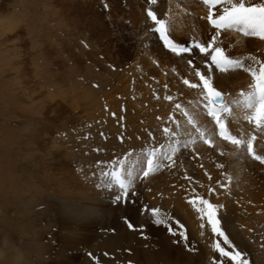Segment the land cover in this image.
<instances>
[{"label":"rangeland","instance_id":"374dc122","mask_svg":"<svg viewBox=\"0 0 264 264\" xmlns=\"http://www.w3.org/2000/svg\"><path fill=\"white\" fill-rule=\"evenodd\" d=\"M138 1L145 17L136 20L128 0H0V264H170L158 242L166 235L193 256L190 264H236L220 256L218 243L233 254L240 251L247 264H264V163L247 150L250 143L253 153L264 157V121L259 128L251 125L256 133L250 135L246 118L257 113L247 108L244 93L252 92L254 84L247 69L258 71L264 63V38L245 35L236 27L217 29L208 15L211 12L215 20L222 14L224 0H157L154 5L151 0ZM250 3L264 0H248L246 6ZM149 10L165 21L171 43L180 45L174 37L187 45L199 40L206 48L212 46L208 53L220 47L222 58L241 61L243 67L209 69L210 55L199 47L191 48L195 54L184 64L163 40L162 50L171 51L170 56L151 52L152 40L160 34L154 32ZM152 32L154 36L147 37ZM93 35V45L103 50L98 56L101 67L134 74H128L133 78L130 89L122 95L115 116L116 124L135 115L133 121L142 127L145 139L140 136L132 148L126 129L117 125L96 130L99 125L86 121L83 108L78 113L71 108L52 111L60 104L71 105L70 96L51 88L50 80H41L51 78L50 45L69 42L80 54V48L92 47L85 38ZM43 36L50 42H43ZM138 45L143 49L139 57L134 54ZM147 54L150 71L141 61ZM103 68L96 71L104 73ZM197 71L210 76V87L222 93L225 113L231 124L240 125L244 133L237 135L244 143L224 137L226 132L235 137L234 131L220 118L224 112L217 118L209 114L213 101ZM235 74L247 78L238 90L232 88ZM111 85L105 93L114 92L116 81ZM104 92L97 95L108 112L110 95L106 98ZM150 101L152 115L143 118L137 108L145 109ZM236 111L243 114L235 118ZM145 119L151 120L150 126L143 125ZM117 178L125 183L124 189ZM64 198L70 205L92 201L93 206L91 211L76 209L81 216L63 207ZM202 200L215 206L219 228L230 243L212 231ZM113 235L122 240L108 243ZM144 254L149 262L142 260Z\"/></svg>","mask_w":264,"mask_h":264},{"label":"bare ground","instance_id":"6f19581e","mask_svg":"<svg viewBox=\"0 0 264 264\" xmlns=\"http://www.w3.org/2000/svg\"><path fill=\"white\" fill-rule=\"evenodd\" d=\"M127 7L129 8V11H130V14H131V17L132 18H135L136 20L139 18V16H144L145 13L143 11H141V7H140V2L138 0H128V3H127ZM86 8V7H85ZM115 12V11H114ZM116 15V14H115ZM145 17V16H144ZM143 17V18H144ZM147 18V17H146ZM145 18V19H146ZM142 19V18H141ZM57 20V19H56ZM133 20V19H132ZM32 21V20H31ZM54 21V20H53ZM146 21V20H144ZM149 21V20H148ZM146 21V22H148ZM145 22V23H146ZM134 23V22H133ZM137 23V21L135 22V24ZM139 23V21H138ZM144 24V23H143ZM65 25V24H64ZM140 27L139 24H137ZM136 25V26H137ZM47 26V25H46ZM154 26V25H153ZM143 27V26H142ZM60 29V28H59ZM145 30V29H143ZM58 31V30H57ZM174 33V32H173ZM41 34V33H40ZM57 32L54 34V36H57L56 35ZM59 34V33H58ZM155 33H148L147 37H153ZM171 34V33H170ZM46 36V35H45ZM43 36V42H50V37H45ZM106 36V35H105ZM173 36V35H171ZM177 36V35H176ZM61 37V36H60ZM79 37V36H78ZM96 37V36H95ZM94 35L93 36H90L89 38H85V41H86V44H89L92 45V47L88 50V49H85L84 48H80L81 51H80V54H77L76 52H73L74 49H72L69 45V42L66 43L64 42L62 44V42H59L61 43L62 45H60L58 42V44H55L52 46L50 45L51 47V50L53 51V54L54 56L51 57L50 60L51 61V64L52 66H49L51 69H50V77L49 79H47V77H44V79H41L42 81H49V84H50V87L53 88L54 90L58 91L60 88L62 89V93H64V97L65 95H69L70 96V102H71V105L67 106L66 108V105H63V104H60L58 106V109H55V107H52V111L55 112V110H58V111H68L70 110L71 108V112L74 110L76 113L77 110L79 111L81 108H83V112L86 114L85 116L89 119L86 118V121H93V124H98L99 127L96 128V130H98L99 128H102L104 130L106 129H110V130H113L114 126H120L121 128H124L126 129V131L128 132L127 134V139L129 141V148H132L133 146H136L138 144V142L140 141L139 138L140 136L142 138H144V134L141 133V130H142V127L138 126L139 125V122H135L133 121L135 115H131L129 117L128 120H121L119 121L118 123L115 124V116L116 115H119V102L122 98V95L124 93L127 94V90L130 89L128 88L129 87V82L132 81V77L129 76V75H132L131 73H127L128 70L124 69L121 71V73H117L115 74V72L111 71V70H107L106 68H103V67H106V65H104L103 67H101V64L99 63L98 61V56L99 54H101V52L103 53V50L100 52L97 51L98 47L97 46H94L93 44L95 43L96 39H95ZM53 38V36L51 37V39ZM156 39L152 40V43H154L151 47V52L154 51H161L162 54L165 56V58L167 59L168 56H170L171 54V51L169 52L168 50H162V47H163V43L161 42V39H159V36L156 34V37H154ZM62 39V38H61ZM66 39V38H65ZM158 39V40H157ZM178 37H174V41L179 43L180 45L183 44L184 42L182 41H177ZM40 40V39H39ZM53 40V39H52ZM60 40V39H59ZM58 40V41H59ZM151 41V40H150ZM160 41V43L158 42ZM71 43V42H70ZM176 43V44H177ZM36 44V43H35ZM44 44V43H43ZM38 45V43H37ZM36 45V47H37ZM77 47V46H76ZM102 47V46H101ZM100 47V48H101ZM102 49V48H101ZM109 49V48H107ZM240 49V48H239ZM45 50V49H44ZM123 52H128L129 50L126 49V50H123ZM140 51H143L142 47L138 45V48H136L134 50V54H138L137 57H139V53ZM150 51V50H149ZM196 51L195 49H191V51L189 53H180V52H175L174 55L176 54L177 59L180 60V62L186 64L187 61H189V59L191 58V56H194L192 55V52ZM48 52V51H47ZM64 52V53H63ZM111 52V51H110ZM145 52V51H144ZM148 53V51H146ZM96 53V55H95ZM241 53V52H240ZM47 54V53H46ZM105 54V53H104ZM146 54V53H145ZM195 54V52H194ZM42 55V53H41ZM67 56L68 59H64L65 57L63 56ZM105 56V55H104ZM129 56V54H128ZM150 54L147 56L144 55V57L142 56V58L144 60H141L140 58H138L139 60L142 61V63L145 64L147 70L150 71V67L152 66V63L150 62L151 58H150ZM201 53H197V57L196 59H200L201 57ZM44 57V56H42ZM106 57V56H105ZM111 57V56H110ZM133 57V56H132ZM115 58V57H114ZM150 58V59H149ZM43 59V58H42ZM105 59V58H104ZM117 60V58H115ZM45 60V59H44ZM100 61H102L101 59H99ZM109 60V59H108ZM111 60V59H110ZM109 60V61H110ZM43 61V60H42ZM89 61V62H88ZM119 61V59H118ZM117 61V62H118ZM129 61V60H128ZM154 61V60H153ZM44 62V61H43ZM46 62V61H45ZM104 62V60H103ZM122 62V61H121ZM120 62V63H121ZM90 63V64H89ZM102 63V62H101ZM104 63H107V60L106 62ZM123 63V62H122ZM111 65L113 64L112 62L110 63ZM47 65V64H46ZM115 64H113L114 66ZM121 65V64H119ZM124 65V64H123ZM55 66V67H54ZM98 66V67H96ZM117 66V65H116ZM122 66V65H121ZM126 66V64H125ZM118 67V66H117ZM123 67V66H122ZM127 67V66H126ZM143 67V66H142ZM96 68H99L102 70H104V73H99L98 70L96 71ZM120 68V67H118ZM128 68V67H127ZM131 68V67H129ZM128 68V69H129ZM144 68V67H143ZM145 68V69H146ZM49 69V68H48ZM134 69V68H132ZM58 70V71H57ZM131 70V69H130ZM48 72V71H47ZM146 73V72H145ZM129 74V75H128ZM107 75V76H106ZM134 75V74H133ZM107 77V78H106ZM110 78V79H109ZM244 78V77H243ZM116 79V80H115ZM245 79H247L246 77L244 79H242L241 75H234L233 77V83H232V88L233 89H237L239 86H242L244 87L245 83H247V80L245 81ZM109 80V81H108ZM94 81L95 82V85L97 86V89L96 88H93L94 86ZM112 81H116L117 85H116V88L115 90H112L113 93H105L104 90L107 88V86L109 85L108 82H110L112 84ZM40 82V81H39ZM251 82V81H250ZM254 82V81H253ZM93 84V86H92ZM110 84V85H111ZM43 85V84H42ZM109 85V86H110ZM251 85V84H250ZM46 86V85H45ZM108 86V87H109ZM112 86V85H111ZM43 87V86H42ZM115 87V86H114ZM113 87V89H114ZM249 87V86H247ZM251 87V86H250ZM110 88V87H109ZM47 89V88H46ZM53 90V91H54ZM238 90V89H237ZM52 91V92H53ZM108 91V90H107ZM248 91H250L248 89ZM103 92L105 93V97L108 98V95H110V103L109 105L110 106V111L106 112L104 109H103V103L101 102V99L98 97L97 94H100ZM61 93V94H62ZM129 93V92H128ZM233 93V91H232ZM244 93H249L247 91H245ZM50 94H51V91H50ZM245 94V95H246ZM137 95V94H136ZM52 96V95H51ZM98 97V98H97ZM118 97V99H117ZM147 97V96H146ZM61 98V97H60ZM97 98V101H95V99ZM104 98V97H103ZM104 98V99H106ZM113 98L117 101H113ZM120 98V99H119ZM151 98V96H150ZM84 99V101H83ZM149 99V98H148ZM76 100V101H75ZM246 101V100H245ZM109 103V102H108ZM42 104V103H41ZM151 104L152 102L150 101V106H146V108H140L137 110L138 111H141L142 112V116L143 118L144 117H150L152 115L151 113ZM36 105V104H35ZM49 105V104H48ZM246 105V104H245ZM50 106V105H49ZM108 106V105H107ZM226 104L225 102L223 103H217V101L213 102V105H212V109H215L217 107L219 108H222L224 107L225 108ZM41 107V106H40ZM143 107V106H142ZM241 108V107H240ZM211 109V110H212ZM44 110V109H43ZM240 111H242V109H239ZM81 111V110H80ZM79 111V112H80ZM238 111V110H237ZM236 111V112H237ZM36 113V112H35ZM40 113V112H39ZM109 114V115H108ZM240 114H243L242 112H237L236 113V116L235 118L240 115ZM253 114V113H252ZM43 115V114H42ZM258 115V114H257ZM262 115V114H261ZM213 117V116H212ZM217 118V117H216ZM215 118V119H216ZM220 118H223V120H227V124H229L230 128L232 129V132L234 131V134L235 136L238 134L239 136H243V133L241 132V129H240V125L239 124H231L230 123V120L228 115L224 112V114L220 117ZM233 118V117H232ZM243 119V118H242ZM153 120V119H152ZM145 122H143V125L148 127L150 126L151 124V120L149 119H145L144 120ZM229 121V122H228ZM234 121V120H233ZM225 122V123H226ZM227 126V125H226ZM247 126V125H246ZM251 125H249L246 129L248 131H251L250 135L253 134V133H256L253 130V128L251 129ZM119 128V127H118ZM100 130V129H99ZM256 130V129H255ZM261 131V130H260ZM141 133V134H140ZM237 135V136H238ZM249 135V136H250ZM248 136V135H247ZM248 136V137H249ZM257 136V135H256ZM260 137V136H259ZM245 138V137H244ZM254 138V137H253ZM141 139V138H140ZM145 139V138H144ZM66 198L63 199L64 201V205L63 207H65L66 209H75V212L78 213V211L76 209H78L79 207H82V212L85 210L84 208H87L86 211H91L92 209V201L87 203V205H81V204H74V205H70L68 202H66ZM67 205V206H66ZM61 206V207H62ZM78 215H83L81 213H78ZM242 233V232H241ZM237 235L242 239V235L238 234ZM90 238V237H89ZM121 236L119 235H113L111 238H110V241L108 243H111V242H114V243H119L122 239H120ZM123 238V237H122ZM240 239V240H241ZM172 238L169 236V235H166V236H159L158 237V242L160 243V246L163 247V251L162 253H165L164 255H166L165 259H167L166 261L168 263H172L173 264H190L193 260V256L192 258L190 257V255L186 254L185 252L183 253V250L182 248L178 247L179 244H174L172 242ZM177 242V241H176ZM181 244V243H180ZM178 245V246H176ZM123 246V245H122ZM181 247L183 246L182 244L180 245ZM111 249L115 250L116 249V246H113V247H110ZM109 248V249H110ZM139 249L137 250H134L133 252L135 253V256L137 257V259L140 257L139 255ZM185 251V249H184ZM142 255V254H141ZM143 261H147L149 262L150 257H148L146 254L143 255Z\"/></svg>","mask_w":264,"mask_h":264},{"label":"snow or ice","instance_id":"6c2138e0","mask_svg":"<svg viewBox=\"0 0 264 264\" xmlns=\"http://www.w3.org/2000/svg\"><path fill=\"white\" fill-rule=\"evenodd\" d=\"M204 2L206 4H219L222 2V0H204ZM224 2L227 6L223 8L222 14H218L215 20L212 19L211 12H209L208 15V19L217 29H228L236 27L239 30L243 31L245 35H259L261 36V38H264V3H250L248 4V6H246L248 0H236V2H233V0H224ZM156 3L157 0H151V4L154 5ZM148 16L151 18L152 21L155 22L156 27L154 28V32L160 34L159 38L164 41L166 46L170 45L171 41L166 35L167 29L165 27V21L163 19H158L157 13L152 10L148 11ZM178 46L179 45L173 46L171 50L175 52L176 47ZM210 47L212 46L208 45L207 48L202 45L199 46L200 52L205 53L206 55H210L211 63L208 64L209 69H211L212 65H215L219 71L227 72L229 71V66L235 68L243 67V63L241 61H233L222 58V50L220 47L214 48L213 53H208V48ZM180 50L181 52L190 51L187 47H181ZM189 63H191V61H189ZM247 70L251 73L252 77L254 78V84L252 85L253 91L249 92L245 96L247 107L255 108L257 114L264 113V63L260 64L258 71L251 68ZM196 75L199 76L200 80L203 82V87L205 89H208L209 97H221V93L219 91H215L213 88L210 87V76L201 73L200 71H197ZM185 83H188V81H185ZM192 87H197V85H192ZM213 102L215 101L213 100ZM210 114L215 116V110H210ZM254 119L256 120V123L259 126L264 117L256 115ZM216 122L219 124V119H217ZM221 129V134H223V125H221ZM232 142L235 144L244 143L242 141L236 140L235 138H233ZM247 150L249 153L253 154L254 159L259 160L261 163H264V157L255 155V153H253L250 143H248ZM148 165L149 170H152V168L154 167L152 159L148 160ZM144 175L147 176L148 172H145ZM117 179L120 188L124 189L125 183L122 180H119V178ZM119 198L120 197L117 196V199ZM201 203L208 206L207 211L204 208H201L200 211H206L208 222L212 225V231L218 233L220 236H224L225 243H230L228 237L225 236L224 232L219 228V220L216 219V213L212 210L215 206L209 204L207 200H202ZM157 223L165 224L166 222L164 220H158ZM129 227H131V225H129ZM169 231H172L173 235L177 234L171 229V227H169ZM180 236L185 241L187 240V237L183 233H180ZM216 248L219 251L221 257L229 258L231 261L236 262V264H247L246 260L242 258V253L240 251H236L234 254L233 252L225 251L224 248L220 247L219 243L216 245ZM189 250L192 251L193 249Z\"/></svg>","mask_w":264,"mask_h":264}]
</instances>
